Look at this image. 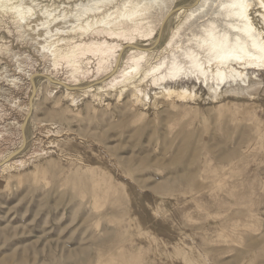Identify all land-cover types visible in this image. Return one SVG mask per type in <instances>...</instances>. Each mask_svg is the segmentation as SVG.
Instances as JSON below:
<instances>
[{
    "label": "rangeland",
    "instance_id": "1",
    "mask_svg": "<svg viewBox=\"0 0 264 264\" xmlns=\"http://www.w3.org/2000/svg\"><path fill=\"white\" fill-rule=\"evenodd\" d=\"M55 1L56 29L84 2L102 6L96 18L125 2ZM131 1L149 9L152 33L103 68L82 56L80 74L52 62L56 32L47 44L0 13V264H264V71H248L263 84L240 99L214 101L187 79L166 86L192 96H168L141 74L115 86L128 51L154 64L183 19L217 4Z\"/></svg>",
    "mask_w": 264,
    "mask_h": 264
},
{
    "label": "bare ground",
    "instance_id": "2",
    "mask_svg": "<svg viewBox=\"0 0 264 264\" xmlns=\"http://www.w3.org/2000/svg\"><path fill=\"white\" fill-rule=\"evenodd\" d=\"M53 1L56 3L55 0ZM124 1L118 10H116L117 7L115 6L116 12H112L111 14L104 13L101 17L97 18L92 15L97 10H102V6L99 5L100 9L96 5L97 8H94L92 4V7H89L90 4L87 5L88 3L85 4L84 2L81 7L79 6L80 8L76 6L77 8L75 9L78 10H73L74 13L71 11L65 14L66 11H64V19L56 16L57 20H54L60 23L59 27L61 29H56L51 25L54 28L53 30L50 29V26L48 27V24L53 22L48 19V14H51L48 10L51 6H49V3H52V0H0V13L5 16L1 17V20L5 21L6 25L11 26V28L25 31L32 30L33 32L35 28H38L40 32L42 31L39 39L45 40L47 44H49L53 36H56L57 39L54 38L56 41L54 42L51 39L53 43L51 42L49 45V47H52L50 54L52 62L56 64L58 59L60 62L64 60V64L66 63L71 68L72 73L78 72L80 74L79 70H82L83 62L81 60L82 56L84 58L86 54L87 56L88 54L89 56L91 55L93 59L95 58L96 66L103 68L110 64L109 60L112 57L115 58L114 51L118 47L121 48L120 45L123 42L131 43V41H136L135 39L138 37H142L143 39L152 33L151 24L154 21H150L151 17L148 16L149 9L143 6L140 7V2ZM202 1L203 6L205 2L204 0ZM98 2L100 4V0ZM101 2L103 3L105 0H101ZM35 4L42 5L43 10L47 9L45 10L46 12H42V15H44V17L41 15L44 18L42 21L40 20L42 18L40 16V19L36 18L35 20V15L37 14L34 13V10H36ZM84 5L86 6L83 9L82 6ZM103 7L105 8V6ZM200 7L199 9L202 8ZM199 9L192 10L190 17H193L194 13L198 12ZM211 9L210 12L207 11L208 13L202 14V16L198 15L191 24H186L188 25L187 27L184 25V19L182 20L180 26L184 25L186 30L189 31L188 34H190L186 38V43L180 40L181 31L185 30V28L183 26L182 28L184 29L182 30L180 26L175 27V30L172 28L174 31L170 34L171 37L168 38L167 45H165V48H168L167 46L169 45V53H166L167 55L165 54L164 57L154 64L142 65L145 59L144 53L137 52L136 50L128 51L129 54L126 55L127 63L125 62L127 65L125 67L123 65L121 67L123 69L119 72V79L122 78V80L115 81V86L127 81L129 83L137 75L141 74V77L139 76L141 81L149 77L154 84L151 85H163L162 93H166L168 96L176 95V98L192 96V93L183 88L172 89L171 87H167L166 84L173 82L175 84L181 83L185 79L195 80L204 84L208 94L211 95L214 101L225 97L240 99L257 94L258 89L263 83L256 75L249 74L248 71H264V0H217L216 6ZM62 14L60 13L61 16ZM113 15L115 16L111 19L110 16ZM151 19H154V17ZM44 26L47 28L43 29ZM56 27H58L57 24ZM179 30L181 31L179 32ZM33 32L31 35H33ZM54 32H56V35L52 34ZM88 32L90 36L88 38L84 36L86 39L84 38V40L80 41L83 34L85 35ZM74 33H82V35L78 34L79 36L81 35V38L75 36ZM24 34L21 35L23 36ZM89 34H86V36ZM39 39H37V43ZM68 39L71 43L67 42L69 41ZM65 41L68 44L64 45ZM60 42L64 43L63 45L61 44L62 47L60 46ZM43 44L45 45V43ZM55 44L59 45L56 46ZM130 47L136 48L134 46ZM85 63H87V60ZM112 84H114L113 81ZM136 90L139 93L138 90L140 89ZM135 100H139L138 96H136Z\"/></svg>",
    "mask_w": 264,
    "mask_h": 264
}]
</instances>
